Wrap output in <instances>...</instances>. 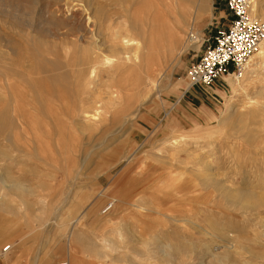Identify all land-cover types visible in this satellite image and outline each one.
Wrapping results in <instances>:
<instances>
[{
	"label": "rangeland",
	"instance_id": "1",
	"mask_svg": "<svg viewBox=\"0 0 264 264\" xmlns=\"http://www.w3.org/2000/svg\"><path fill=\"white\" fill-rule=\"evenodd\" d=\"M112 1L0 12V254L12 246L0 264L68 261L72 235L80 264H264V204L228 196L264 197V70L187 89L204 49L188 33L227 27L225 1L156 0L142 14L137 0L129 16L146 33L131 48L151 49L132 71L104 41L124 35ZM96 44L108 64L94 66Z\"/></svg>",
	"mask_w": 264,
	"mask_h": 264
},
{
	"label": "built area",
	"instance_id": "2",
	"mask_svg": "<svg viewBox=\"0 0 264 264\" xmlns=\"http://www.w3.org/2000/svg\"><path fill=\"white\" fill-rule=\"evenodd\" d=\"M231 20L225 28L218 29L214 36L206 39L199 37L193 30L187 39L190 44H200L204 48L187 69V89L197 86L209 87L225 76H241L250 58L259 50L264 42V21L253 16V0H224ZM111 209V205L104 211ZM11 245H6L2 252L6 253ZM55 264H68L66 260Z\"/></svg>",
	"mask_w": 264,
	"mask_h": 264
},
{
	"label": "bare ground",
	"instance_id": "3",
	"mask_svg": "<svg viewBox=\"0 0 264 264\" xmlns=\"http://www.w3.org/2000/svg\"><path fill=\"white\" fill-rule=\"evenodd\" d=\"M2 1V0H1ZM15 1V2H14ZM16 1L18 3H16ZM21 1L22 0H5V1H2V3H0V12L1 11H6L5 7H8L11 9V11H13L14 9H19V8H22L21 6ZM77 1H81V0H51V5L56 9L54 12H61L63 8H72V4L77 2ZM85 1V7L84 9H91L94 7V0H84ZM136 2V3H135ZM148 0H144L142 1V6H145L142 7V9L140 10H137V11H141V13L143 14L144 12H146V9L149 8L150 10H153L154 7L156 6V3L157 1L156 0H151L150 4H148ZM23 3V2H22ZM112 4H117L118 6H120V11H122V14L120 15V19L123 20L125 25L123 27V32H124V35H122V31H117L116 34H115V38H113L114 40H112L110 42V39L108 38H105L104 41H106L107 43V48H108V51L113 55L114 57V66L116 65L119 69L122 68V69H129V70H137V69H140L141 67H143L144 63L146 62V60H144V56L146 55V57H149L150 56V50L151 48H147V52H145L146 50V46H145V38H143V40L140 41V43L138 42L137 43V47L134 48L131 46L134 44V41H132V39L130 38L129 39V34H132V33H142L143 35L146 33L145 31V27H146V22L144 20H141L139 17L142 16H137L133 19H131V17L129 16V13H131V10L134 5L136 4H140V2H138L137 0H116V1H112ZM148 4V5H147ZM175 4L178 5V0H175ZM34 5H36V2H34ZM38 6V5H37ZM147 6V7H146ZM38 8V7H37ZM156 9V8H155ZM135 10V11H136ZM96 11L99 15L102 14L103 12V9L102 8H96ZM151 12V11H150ZM253 16L258 18V16L260 18V20H264V0H256V2L254 3V0H253V12H252ZM258 14V16H257ZM127 15V16H126ZM14 18V17H13ZM93 19L95 17H92ZM124 18V19H122ZM96 19H99L96 18ZM143 19V18H142ZM22 22V21H21ZM20 22V23H21ZM18 23V22H17ZM95 37H100V35H97V34H92V38H95ZM91 40V38H90ZM151 42H154V41H151ZM105 43H103L104 45ZM139 44V45H138ZM102 45V44H101ZM101 45L99 44H96L93 48V59H94V66L96 65H105V64H108L107 63V59L106 61L103 60V56L101 55H98L100 53V47ZM106 45V44H105ZM134 48V49H133ZM146 53V54H145ZM148 61V59H147ZM130 65V66H129ZM264 65V42L263 44L261 45V47L259 48V50L250 58V60L248 61L247 63V66H246V70L248 73H253V74H256V75H259L260 72L262 70H264V67L262 68V66ZM129 66V67H127ZM95 68V67H93ZM245 70V71H246ZM246 72H244L241 76V78H243L244 74ZM247 73V75H248ZM240 81V80H239ZM118 94V93H116ZM122 95V94H121ZM260 97H262L264 99V86H263V89L262 91L260 92ZM259 97V98H260ZM121 98V97H120ZM264 102V101H263ZM262 104V102H261ZM259 103V106L261 105ZM252 106V105H251ZM255 106V105H254ZM257 106V107H259ZM262 106V105H261ZM263 106H264V103H263ZM227 110L230 111L232 113V104L231 103H227V106H226ZM249 108V107H248ZM260 108V107H259ZM262 108V107H261ZM259 109L260 111L262 109ZM245 109V108H244ZM250 109V108H249ZM258 109V108H257ZM240 110V109H239ZM252 110V109H251ZM247 112L246 113H250L248 110H246ZM256 111V110H255ZM258 111V110H257ZM258 111V112H260ZM238 114H239V111H237ZM236 112V113H237ZM253 111H251V114H252ZM235 113V112H234ZM87 115L89 113H86ZM237 114V115H238ZM245 115V113H243ZM243 114L241 115H238V121H239V124H241L239 126V128L236 129V132H244L245 130V126H243L242 124L245 122V116L243 117ZM258 114V113H257ZM254 115V116H257ZM90 115V114H89ZM231 115V114H230ZM234 115V114H233ZM236 115V116H237ZM250 115V114H249ZM251 116V115H250ZM97 117V114L94 113V114H91L89 118H96ZM229 117V116H228ZM231 117V116H230ZM254 118V117H253ZM257 118V117H256ZM85 119V118H84ZM88 120V119H87ZM90 120V119H89ZM88 120V121H89ZM92 122V121H91ZM263 126V125H261ZM259 130V129H257ZM252 132V131H251ZM257 132V131H256ZM255 132V133H256ZM261 132H263V129H261ZM250 133V132H249ZM248 133V134H249ZM253 133V132H252ZM258 133V132H257ZM236 134V133H235ZM238 134V133H237ZM247 134V133H246ZM251 134V133H250ZM261 134V133H260ZM264 135V134H263ZM250 136V135H249ZM262 136V135H261ZM251 137V136H250ZM249 137V138H250ZM253 137V136H252ZM260 137V136H259ZM257 136V138H259ZM256 137H254L255 139ZM251 139V138H250ZM249 139V140H250ZM261 140V139H260ZM248 141V140H247ZM252 141V140H251ZM264 143V141H262V144ZM261 144V145H262ZM242 145V144H241ZM244 145V144H243ZM258 146V145H257ZM245 149V148H243ZM192 154V153H191ZM213 179V178H212ZM208 181V180H207ZM211 181V180H210ZM228 196L232 197L233 196V199L235 201V203H239L240 205L244 206H249L251 208H256L257 206L261 205V204H264V199H259L260 197L264 198L263 196H261L260 194V197L257 195V193H246V194H233V193H228ZM259 197V198H258ZM111 205V209L113 208V203L112 204H109ZM109 209V210H111ZM108 210V211H109ZM74 237L72 235V239L69 240V245L68 246V249H67V254H68V264H80L78 262V260L76 258H71V253L73 251V246H74ZM11 249H12V246H11ZM11 249L6 252V253H9L11 251ZM6 253H3L0 254V259L6 254Z\"/></svg>",
	"mask_w": 264,
	"mask_h": 264
}]
</instances>
